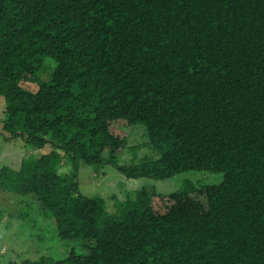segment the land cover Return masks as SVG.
<instances>
[{
  "label": "trees",
  "instance_id": "1",
  "mask_svg": "<svg viewBox=\"0 0 264 264\" xmlns=\"http://www.w3.org/2000/svg\"><path fill=\"white\" fill-rule=\"evenodd\" d=\"M0 97L4 139L47 148L0 190L34 196L69 247L9 264H264V0H0ZM137 128L154 159L121 165ZM83 166L222 181L114 214Z\"/></svg>",
  "mask_w": 264,
  "mask_h": 264
},
{
  "label": "rangeland",
  "instance_id": "2",
  "mask_svg": "<svg viewBox=\"0 0 264 264\" xmlns=\"http://www.w3.org/2000/svg\"><path fill=\"white\" fill-rule=\"evenodd\" d=\"M50 73L51 70L43 73L44 81L49 80ZM25 87L37 90V86L31 83H26ZM4 112L5 100L0 97V169L6 166L17 171L24 155H29L26 153L35 152L41 155L47 148L36 151L26 148L22 140L6 141L1 135ZM138 128L134 135L129 137L124 154L119 158L121 165L131 166L154 159V152L145 147V138L142 130ZM108 158V153L103 155V160ZM94 169L96 168L87 166L80 169L78 178L81 191L89 197H102L106 201L108 212L114 214L118 213L126 202L134 201L137 192L143 189L150 193L170 194L181 190L188 180L202 185L222 181V175L211 173H188L164 182L148 179L129 180L114 169H103L100 175H96ZM21 212L25 218L18 221V214ZM39 240L42 241L39 243ZM66 246V243L60 242L56 236L53 219L42 209L34 196H22L0 190V264L26 260L37 262L44 256L63 259L69 251Z\"/></svg>",
  "mask_w": 264,
  "mask_h": 264
}]
</instances>
